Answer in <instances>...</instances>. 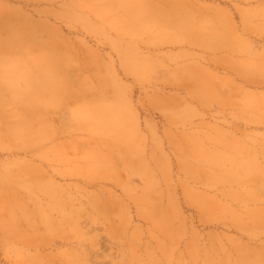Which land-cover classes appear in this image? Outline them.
<instances>
[{"label":"rangeland","instance_id":"obj_1","mask_svg":"<svg viewBox=\"0 0 264 264\" xmlns=\"http://www.w3.org/2000/svg\"><path fill=\"white\" fill-rule=\"evenodd\" d=\"M0 264H264V0H0Z\"/></svg>","mask_w":264,"mask_h":264},{"label":"bare ground","instance_id":"obj_2","mask_svg":"<svg viewBox=\"0 0 264 264\" xmlns=\"http://www.w3.org/2000/svg\"><path fill=\"white\" fill-rule=\"evenodd\" d=\"M50 63H51V64L48 66L49 69H55V71L52 72V75H50L51 79H49V80H53L54 82H59V81H60V77L57 76V74H56L57 69H56L55 63H54V62H50ZM38 74H39L40 76H42V77L49 76V75H48V72H39ZM25 77H26L27 79L32 80V79H33L32 72H31V71H26V72H25Z\"/></svg>","mask_w":264,"mask_h":264}]
</instances>
